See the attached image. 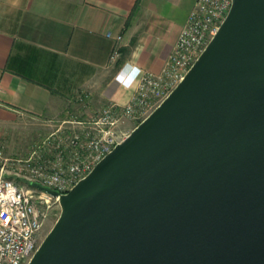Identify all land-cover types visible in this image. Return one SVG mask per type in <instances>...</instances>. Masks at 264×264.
<instances>
[{"label": "water", "instance_id": "95a60500", "mask_svg": "<svg viewBox=\"0 0 264 264\" xmlns=\"http://www.w3.org/2000/svg\"><path fill=\"white\" fill-rule=\"evenodd\" d=\"M28 264H264V0L231 9L156 109L67 193Z\"/></svg>", "mask_w": 264, "mask_h": 264}, {"label": "crops", "instance_id": "0c3cea01", "mask_svg": "<svg viewBox=\"0 0 264 264\" xmlns=\"http://www.w3.org/2000/svg\"><path fill=\"white\" fill-rule=\"evenodd\" d=\"M194 2L0 0V124L29 115L57 128L86 120L106 95L125 104L133 89L116 73L126 63L160 73Z\"/></svg>", "mask_w": 264, "mask_h": 264}, {"label": "built area", "instance_id": "2783aa9c", "mask_svg": "<svg viewBox=\"0 0 264 264\" xmlns=\"http://www.w3.org/2000/svg\"><path fill=\"white\" fill-rule=\"evenodd\" d=\"M231 6L232 0H195L160 73L152 74L137 66L140 76L130 86H123L133 89L125 104L120 105L106 95L107 102L95 116L64 122L68 127L59 124L26 156H5L0 149V264L31 261L44 240L41 230L52 201L59 203L58 197L32 187L30 182L67 193L86 177L125 139L119 133L124 119L137 118L138 113L145 119L184 78L217 33ZM121 42L122 36L117 35L110 64L119 59ZM123 66L114 76L116 82L118 73L127 79L121 73Z\"/></svg>", "mask_w": 264, "mask_h": 264}, {"label": "rangeland", "instance_id": "374dc122", "mask_svg": "<svg viewBox=\"0 0 264 264\" xmlns=\"http://www.w3.org/2000/svg\"><path fill=\"white\" fill-rule=\"evenodd\" d=\"M97 108L99 109V105L95 107V112L86 114V120L95 116L98 110ZM137 116V118H125L124 122L120 124L119 133L121 134V137L125 136L126 138L142 121L143 115L138 113ZM60 124L64 127H68V124ZM55 128V125H49L36 117L19 115L10 124H0V149H2L3 155L5 156H26L36 143H38L45 135L49 134ZM19 181L24 183V180L22 179H19ZM60 213V204L52 201L51 207L48 210V215L46 216L41 230L42 240L55 225Z\"/></svg>", "mask_w": 264, "mask_h": 264}, {"label": "clouds", "instance_id": "9594fccd", "mask_svg": "<svg viewBox=\"0 0 264 264\" xmlns=\"http://www.w3.org/2000/svg\"><path fill=\"white\" fill-rule=\"evenodd\" d=\"M121 73L123 76H126L127 79H124L121 74L118 73L116 76L117 82L122 86H130L132 83H135L137 78L140 76L141 70L131 63H126L121 69Z\"/></svg>", "mask_w": 264, "mask_h": 264}]
</instances>
